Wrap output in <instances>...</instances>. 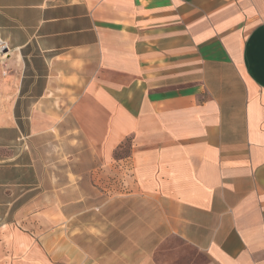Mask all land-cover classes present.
I'll return each instance as SVG.
<instances>
[{
	"label": "crops",
	"instance_id": "0c3cea01",
	"mask_svg": "<svg viewBox=\"0 0 264 264\" xmlns=\"http://www.w3.org/2000/svg\"><path fill=\"white\" fill-rule=\"evenodd\" d=\"M0 39V264H264V0H0Z\"/></svg>",
	"mask_w": 264,
	"mask_h": 264
},
{
	"label": "rangeland",
	"instance_id": "374dc122",
	"mask_svg": "<svg viewBox=\"0 0 264 264\" xmlns=\"http://www.w3.org/2000/svg\"><path fill=\"white\" fill-rule=\"evenodd\" d=\"M71 129H62L58 130L57 132L50 133L51 136H44V137H38L34 139V144L36 141V144L38 145V152L35 154L34 148L29 152L30 147L28 145V140L25 138V140H20V142L15 143V146L12 148L15 152H21L19 158L16 159V161L22 162V163H31V162H38V175L40 177H53V178H59L61 176V167L63 164H65L67 161L73 160V158H76V154H67V146H75L77 145L76 137L74 136L75 133H71ZM68 131L70 133H68ZM26 141V144L24 143ZM33 144V145H34ZM128 141L124 143V147H127ZM32 148V147H31ZM126 153V149H122L115 153V158L123 157ZM86 158L90 156L83 155ZM91 160V159H90ZM29 176L28 175H22V179L25 180ZM32 177V176H31ZM22 184H25L23 181ZM53 186L52 188H54ZM22 190L27 189V186L23 185Z\"/></svg>",
	"mask_w": 264,
	"mask_h": 264
},
{
	"label": "built area",
	"instance_id": "2783aa9c",
	"mask_svg": "<svg viewBox=\"0 0 264 264\" xmlns=\"http://www.w3.org/2000/svg\"><path fill=\"white\" fill-rule=\"evenodd\" d=\"M8 51L7 44L0 39V58H3Z\"/></svg>",
	"mask_w": 264,
	"mask_h": 264
}]
</instances>
